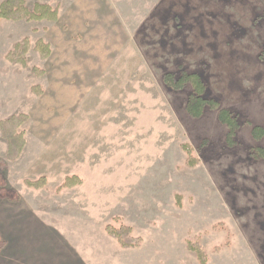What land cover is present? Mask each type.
Here are the masks:
<instances>
[{
	"label": "rangeland",
	"instance_id": "rangeland-1",
	"mask_svg": "<svg viewBox=\"0 0 264 264\" xmlns=\"http://www.w3.org/2000/svg\"><path fill=\"white\" fill-rule=\"evenodd\" d=\"M25 2L58 17L0 20V264H200L190 241L207 264H264V0ZM26 40L27 67L10 62ZM184 73L233 136L218 109L188 112L191 85H165ZM17 116L11 161L1 123ZM121 225L138 249L108 236Z\"/></svg>",
	"mask_w": 264,
	"mask_h": 264
},
{
	"label": "trees",
	"instance_id": "trees-1",
	"mask_svg": "<svg viewBox=\"0 0 264 264\" xmlns=\"http://www.w3.org/2000/svg\"><path fill=\"white\" fill-rule=\"evenodd\" d=\"M26 0H7L0 5V20L20 22V21H55L58 17V11L52 9L49 5L36 4L33 10H29L26 7ZM36 50L41 53L45 58L51 55V51L48 45L39 42L36 46ZM29 51L28 41H25L24 45L17 44L13 51L9 54L8 60L12 63L27 67V59L25 56ZM165 85L172 90H181L187 85H191L193 92L191 93L187 110L193 115H200L204 112L205 108L210 106L211 108L219 110V119L227 124L231 129L230 135L233 136L235 127L237 125V117L234 116L230 111L226 109H220L219 104L212 100L206 99L205 94V83L201 77L196 73L187 74L184 73L180 77H176L173 74H166L163 78ZM27 121L26 116L12 117L7 121L1 123L2 135L7 139L9 143L8 158L11 161L18 159L25 146V140L22 133H17L18 129ZM254 134L258 137L264 135V130L260 127L254 128ZM232 133V134H231ZM182 149L188 153H192V149L189 145L183 144ZM251 155L254 158L264 156V150L262 149H251ZM199 164L197 159L190 158L189 165L196 167ZM46 182L45 178H41L38 181H28L29 187L39 189L44 186ZM81 181L77 177L67 178L59 190L69 189L80 184ZM107 234L110 238L117 241L120 248L123 250H135L140 246V240L133 236V230L129 226L121 225L119 228L113 226L107 227ZM188 249L195 253L200 264H207V255L199 243L188 242Z\"/></svg>",
	"mask_w": 264,
	"mask_h": 264
},
{
	"label": "crops",
	"instance_id": "crops-1",
	"mask_svg": "<svg viewBox=\"0 0 264 264\" xmlns=\"http://www.w3.org/2000/svg\"><path fill=\"white\" fill-rule=\"evenodd\" d=\"M44 254H39V258L41 259V261L43 260V257H45V256H43Z\"/></svg>",
	"mask_w": 264,
	"mask_h": 264
}]
</instances>
